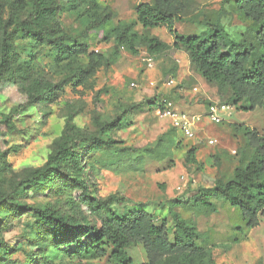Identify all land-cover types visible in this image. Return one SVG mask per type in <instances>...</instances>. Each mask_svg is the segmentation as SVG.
Wrapping results in <instances>:
<instances>
[{"label": "rangeland", "instance_id": "rangeland-1", "mask_svg": "<svg viewBox=\"0 0 264 264\" xmlns=\"http://www.w3.org/2000/svg\"><path fill=\"white\" fill-rule=\"evenodd\" d=\"M97 1L115 14V24L133 25L140 35L172 45L173 37L166 28L144 30L138 24L136 7L153 0ZM235 1L191 0L176 30L184 36L212 33L208 22L218 21L231 40H238L254 26L236 9ZM58 3L57 38L67 36L68 46L87 44L89 54L102 58L97 68L89 66L87 56L60 61L53 39L30 41L17 34L19 63L30 62L32 72L27 79L20 78L17 67L11 75L15 81L0 86V191L13 193L15 202L28 211L16 216L6 210L0 215V242L15 250L7 257L0 251V264H114L108 257H78L63 248H50V239L43 240L34 225L32 209L51 206L68 217L85 218L100 227L106 217L104 211L89 207L81 200V192H72L77 207L70 209L59 192L63 182L52 192L15 191L17 183L46 164L64 133L71 136L83 155L89 194L99 203L114 210L151 214L156 224H167L172 241L176 228L171 213L180 214L197 228L200 236L196 244L209 252L210 264H264V217L259 227L247 229L239 209L213 191L217 179L231 180L234 171L252 157L246 138L233 127L246 126L264 135V109L246 112L245 105L233 107L224 102L231 111L223 115L221 125L207 119L202 135L181 141L183 135L177 134L168 121L159 119L150 104L171 99L168 94L172 93L180 101L196 98L190 103L197 100L207 110L211 103L202 99L203 93L217 89L188 65L182 57L187 54L171 50L156 57L154 68L148 69L143 62L145 51L132 56L119 50L106 39L103 29L88 30L83 10L71 0ZM3 17L25 20L26 14L7 5ZM170 80L175 84L168 86ZM132 83L139 87H132ZM116 119L111 133L113 148L90 141L98 134L100 124ZM194 146L200 150L199 166L186 163V153ZM201 195L209 196L217 211L196 207ZM43 252L44 260L30 262L32 255L41 256ZM127 254L136 264L147 261L142 246L128 249Z\"/></svg>", "mask_w": 264, "mask_h": 264}, {"label": "trees", "instance_id": "trees-1", "mask_svg": "<svg viewBox=\"0 0 264 264\" xmlns=\"http://www.w3.org/2000/svg\"><path fill=\"white\" fill-rule=\"evenodd\" d=\"M75 7L81 8L88 21V30L103 29L107 40L113 41L119 50L132 56H139L143 51L153 57L163 56L174 50L188 55L194 72L200 75L208 85L217 89L220 103L229 102L233 107L245 105L244 111L256 108L264 109V0H236V9L253 23L250 33L241 34L238 40H231L220 22H208L212 33L201 35H180L176 24L183 21L187 2L191 0H153V3H141L136 7L138 24L144 30L166 28L173 37L172 45L158 38L140 35L133 25L115 24V14L97 0H71ZM26 14L25 20H6L3 17L4 6ZM58 0H0V86L15 81L11 75L17 67L20 78L27 79L32 72L30 62L20 64L16 41L21 33L24 39L39 41L53 39V46L58 59H71L87 56L89 66H100L101 56L89 54L87 44L68 46L65 36L57 38L59 24ZM86 73L85 70L80 71ZM31 97L30 92H27ZM177 103L178 96L170 93ZM176 96V97H175ZM50 97V96H49ZM48 100H51L48 98ZM158 101L151 102L154 111ZM9 118H5L8 121ZM120 120V119H119ZM118 119L100 124L98 134L90 141L95 145L113 148L115 141L111 133ZM173 128V127H172ZM237 134H242L247 145L252 149L250 161L234 171L231 180L215 181L214 194L225 199L231 207L239 209L247 229L260 226L264 217V135L246 126L235 125ZM173 130L178 134L179 131ZM181 141L186 140L183 136ZM98 147V146H97ZM195 147V146H194ZM198 148H191L186 153L188 165H198ZM87 168L83 166V155L76 150L71 136L64 133L60 145L49 157L46 164L30 173L15 186V191H49L58 183H64L59 192L66 205L76 208L74 190L81 192V200L95 210L104 211L106 217L101 226H92L85 218L68 217L62 210L51 206L32 209L35 227L42 239H50V248H63L73 256L89 255L94 259L108 257L114 264H136L127 250L142 246L147 261L143 264H210V254L198 247L197 228L184 220L178 213L172 212L176 232L172 241L167 224L155 223L153 216L142 211L129 212L114 210L107 204L99 203L89 194L87 180L84 178ZM195 206L211 212L217 211L210 197L201 195ZM22 215L28 211L13 199V193L0 191V215L4 212ZM0 251L5 257L15 253L3 241ZM45 253L32 255L30 262L44 260Z\"/></svg>", "mask_w": 264, "mask_h": 264}, {"label": "built area", "instance_id": "built-area-1", "mask_svg": "<svg viewBox=\"0 0 264 264\" xmlns=\"http://www.w3.org/2000/svg\"><path fill=\"white\" fill-rule=\"evenodd\" d=\"M143 62L148 69H153L155 65V57L146 55L143 58ZM168 86L175 84L174 80H170ZM132 87L138 88L135 83L131 84ZM154 86V83H151ZM197 93L198 89H194ZM231 111V107L222 103H211L208 105L205 114H193L187 111L180 110L176 103L170 100H162L159 106L154 110V114L161 120L168 121L171 126L179 131L186 139L194 140L197 137V128L203 124L205 120H210L216 125H221L225 120L223 115L228 114ZM214 141L209 140L210 145H214ZM186 185V184H185Z\"/></svg>", "mask_w": 264, "mask_h": 264}, {"label": "crops", "instance_id": "crops-1", "mask_svg": "<svg viewBox=\"0 0 264 264\" xmlns=\"http://www.w3.org/2000/svg\"><path fill=\"white\" fill-rule=\"evenodd\" d=\"M178 54V53H177ZM180 54H182V53H180ZM146 55H147V52H146ZM145 55V56H146ZM149 55V54H148ZM183 55V54H182ZM182 57H184V59H186L187 60V62H188V65L190 66L191 64H190V60H189V57H188V55H186V56H182ZM144 58V57H143ZM195 89H197V88H195ZM214 93V94H213ZM176 97V96H175ZM194 99H196V98H190V102L191 101H193ZM202 99H207V100H209V102L210 103H220V100H219V98H218V95H217V92H216V90L214 91V92H210L209 94H208V92L207 91H205L204 93H203V96H202ZM190 102H188V101H180V100H178L177 101V103H176V105H177V107L180 109V110H182V111H185L186 109L187 110H192L191 112L193 113V114H205L206 113V111L202 108V105L201 104H198L197 103V100L195 101V102H192V103H190ZM227 115V114H226ZM228 116V115H227ZM205 128H206V123L205 122H203V124H201L198 128H197V131H196V133H197V136H199L200 134L202 135V133L205 131Z\"/></svg>", "mask_w": 264, "mask_h": 264}]
</instances>
